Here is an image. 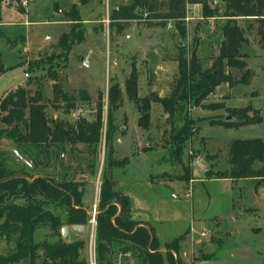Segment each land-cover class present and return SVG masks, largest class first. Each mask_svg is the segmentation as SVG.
Instances as JSON below:
<instances>
[{
	"label": "rangeland",
	"instance_id": "obj_1",
	"mask_svg": "<svg viewBox=\"0 0 264 264\" xmlns=\"http://www.w3.org/2000/svg\"><path fill=\"white\" fill-rule=\"evenodd\" d=\"M128 1L90 0L79 3L81 16L86 18L83 23L86 29L84 38L72 45L67 59L55 56L50 60L48 57L51 54L61 50L57 44L59 35L69 27V22L54 18L65 17L64 12L71 0H29L25 7L18 4V10H12L10 17L23 23L16 22L11 30L0 34V64L8 66L0 72V96L25 82L23 71L26 66L28 77L41 83L47 115L55 114L68 120L63 104L55 107L56 103H64V100L53 99V82L47 68L50 65L56 71L62 88L75 93L74 107L81 106L82 117L92 119L96 114L98 92L102 93L105 110L108 85L112 79H116L123 92L121 103L114 110L118 129L113 142L118 138L123 141L113 146V157L120 159L126 156L127 160L121 166L111 168L117 180L115 188L124 190L129 196L131 217L136 224L148 225L153 233L155 231L162 246L181 237L179 251H186L187 256L179 255V251L173 252L174 258H179L182 264H264V181L255 183L252 178L205 177L207 168L215 171L229 166L228 144L232 138H264V52L255 41L253 46L244 44L252 70L251 81L226 88L221 85L200 104L188 105L194 132L177 156L168 138L171 125L166 121L168 112L159 102H152L148 126L144 128L138 125L139 111L124 91V79L131 66L135 65L139 95L151 90H156L159 95L168 94L178 75L177 57L181 53L189 57L195 47L202 66L211 65L213 53H217L220 24L224 16L215 15L209 19L202 14L200 3L187 2L186 13L190 18L184 21L183 36L174 21L169 26L167 20L161 19L129 20L119 28L115 21L110 20V11ZM221 4L222 1L220 12ZM1 10L6 16L4 5ZM1 20L0 14V23ZM237 20L243 23V18ZM198 32L202 34L200 39L196 37ZM9 33L18 37L22 34L24 41L22 37L12 36L11 42H15L8 45L4 36ZM37 84L33 82L30 87L34 89ZM81 88L87 90L89 99L84 100L77 94ZM222 104L249 105L261 119L238 126L218 124L215 121L223 118L227 112ZM173 123L180 125L182 120L175 118ZM3 127L5 124L0 121V129ZM12 145L11 140L5 137L0 139V150L5 151L4 156L21 162L16 158ZM83 148V143L67 142L65 150L60 153L62 163L49 159L45 164L32 167V173L40 172L60 178L66 170L69 177L79 176L85 180L83 198L88 202L86 210L89 220L84 233L78 236L85 241L80 258L87 260L88 264H95L92 243L95 241L96 221L94 226L90 214L94 203L97 207L99 200L101 169L106 168L109 173L111 168L108 167V160L104 159L103 142L98 150L96 174L85 167V161L81 158L85 155ZM147 179L155 182V185L148 184ZM140 203L147 211L146 216L136 213V205ZM189 225L199 230L209 229L210 236L202 243L195 244ZM58 229L40 226L33 234L34 241L63 240ZM75 236L73 234L71 238ZM9 248L10 245L0 238V253ZM42 258L40 251V262ZM111 258L114 264H139L136 256L130 253L126 257L118 252L117 247L113 249Z\"/></svg>",
	"mask_w": 264,
	"mask_h": 264
},
{
	"label": "trees",
	"instance_id": "obj_2",
	"mask_svg": "<svg viewBox=\"0 0 264 264\" xmlns=\"http://www.w3.org/2000/svg\"><path fill=\"white\" fill-rule=\"evenodd\" d=\"M89 1L72 2L64 12L65 17L62 19L69 22V28L58 37L57 44L61 50L51 54L49 60L55 56L67 59L72 45L84 38L86 29L79 3ZM187 2L201 3L202 14L206 17L224 16L220 24L222 37L211 65L202 66L195 47L189 57L181 53L177 57L178 75L166 95H159L156 90L139 95L135 65L131 66L123 82L127 97L139 111L138 125L144 128L148 126L152 102H159L164 111L168 112L166 121L171 123L168 138L177 156L194 132L188 105L200 104L220 83H227L229 87L249 83L252 70L244 58V44L248 40L246 34L251 33L253 39L257 36L254 41L264 50V0H220L213 5L209 0H130L120 3L117 8L113 7L109 17L121 28L130 18L148 10L151 16L174 18V24L183 36L185 25L181 17L186 14ZM238 18H243L242 24ZM47 68L54 80L53 99L64 100V103H56L55 107L63 104V110L68 112L74 107L76 95L64 90L56 71L50 65ZM32 82L38 83L34 89L29 86ZM40 85L39 80L29 77L26 84L18 85L0 98V121L5 124L0 129V138L11 140L16 158L21 159V162H14L4 156L5 151L0 150V238L10 245L6 252L0 253V264H88L87 260L80 258L81 249L85 245L83 238L72 241L60 239L56 242H35L33 238L35 230L40 226L61 229L64 225H85L88 222L89 215L82 203L85 180L79 176L69 177L66 170L60 178L40 172L32 173V167L45 164L49 159L62 163L60 153L65 150L67 142L83 143L82 153L85 155L81 158L92 174L98 170V150L102 142L108 167L122 165L127 157H113V141L118 129L114 110L121 103L123 90L120 83L112 79L108 85L105 110L103 96L99 91L95 117H82L77 123H71L62 117L47 115ZM77 94L84 100L90 98L84 88L79 89ZM221 106L227 112L223 118L215 121L218 124L238 126L261 119L249 105ZM175 118L182 120V123H173ZM228 161L229 166L223 170L207 168L205 177H243L252 178L255 183L263 182L264 138H232L228 144ZM100 178L95 216V264H114L111 254L116 247L121 254L131 252L139 264H163L164 255L168 264H182L172 254V251H179L178 242L181 237L165 243L166 251L162 253L159 250L160 242L152 230L137 225L132 219L129 196L115 188V180L106 168L102 167ZM40 251L43 253L42 262L39 261Z\"/></svg>",
	"mask_w": 264,
	"mask_h": 264
},
{
	"label": "crops",
	"instance_id": "obj_3",
	"mask_svg": "<svg viewBox=\"0 0 264 264\" xmlns=\"http://www.w3.org/2000/svg\"><path fill=\"white\" fill-rule=\"evenodd\" d=\"M71 2H76V0H71ZM2 5H4L5 6V13H6V16H5V14L3 13V11L1 10V6ZM80 9V8H79ZM12 10H18V8H17V5L16 4H14V3H3V2H1L0 3V14H1V17H2V20H1V23H0V27H1V29H0V34H2V35H4V32L7 30H11L12 28H13V25L16 23V22H20V21H18V20H14L13 18H11L10 17V14H12ZM60 10H62V9H60ZM15 12V11H14ZM80 15H81V13H80ZM82 17V16H81ZM24 18H25V15H24ZM83 18V17H82ZM54 19H58V20H61V21H63L64 23H68V21L67 20H64V19H60V18H54ZM84 20H86V18H83V21ZM11 21H13V22H11ZM20 23H23V22H20ZM69 28V27H68ZM1 30H2V32H1ZM66 30H68V29H66ZM66 30H64V31H66ZM202 34L200 33V32H198V33H196V37L198 36V39H200L199 37L201 36ZM221 35V34H220ZM247 35V42L245 43L247 46H253V43H254V39H253V35L251 34V33H247L246 34ZM10 36V37H9ZM12 36H17L18 37V35H13L12 33H9V35L8 36H4L5 38H4V40L6 41V42H8V45H12V44H14V42H11V40L14 38V37H12ZM21 37H22V39H23V41H24V36H22V34L20 35V37H18V38H20L21 39ZM221 37L222 36H220V39H221ZM22 41V42H23ZM259 49H261L262 50V52H264V50L262 49V48H260L259 47ZM26 50V49H25ZM246 51L247 50H245L244 49V52H245V59H246V61H247V65H248V67H250L251 68V66H250V63H249V61H248V57H247V53H246ZM214 55L216 54V52H214L213 53ZM25 61V60H24ZM26 63V62H25ZM0 66L2 67L1 69H0V72L3 70V68L4 69H7V67L8 66H5V67H3V65H1L0 64ZM25 68H26V66H25ZM25 68H24V71H23V74H24V72L25 71H27V70H25ZM254 75V74H253ZM25 77H26V80H25V82L23 83V84H20V85H24V84H26V81H27V79L29 78L28 76H26V75H24ZM252 77L253 76H251V78H250V81H251V79H252ZM51 81L53 82L54 80L53 79H51ZM33 83V82H32ZM31 85V84H30ZM29 85V86H30ZM222 85V87H224V88H226V87H228V84L227 83H220L219 85H217L216 86V88L215 89H217L219 86H221ZM18 86V85H17ZM17 86H15V87H13V88H11V89H9V90H12V89H14V88H16ZM8 90V91H9ZM7 91V92H8ZM5 94V93H4ZM3 94V95H4ZM2 95V96H3ZM2 96H0V98L2 97ZM53 116H56L55 114L53 115ZM4 138V137H3ZM1 139V138H0ZM117 141L114 143L113 142V146L114 145H116V143H118V142H121L122 143V138L121 139H116ZM204 161V163H207L205 160H203ZM118 166H121V165H118ZM113 167H115V166H113ZM112 167V168H113ZM112 168H111V170H110V175L112 176V178L115 180V182L117 181L114 177H113V175H112ZM150 176V175H149ZM228 178H230V177H228ZM231 179V178H230ZM147 182H148V184H153V185H155V182H152L151 180H149V179H147ZM120 190H122V189H120ZM123 192H124V190H122ZM84 193H85V191H84ZM84 197V194L82 195V203L84 202L85 203V208H88V202L87 201H85V199L83 198ZM87 206V207H86ZM136 213L137 214H140V215H142V216H146L145 214V212H147L146 210H145V207H143V205H141V203H140V205L138 206V205H136ZM249 209V208H248ZM144 211V212H143ZM216 222H219L218 220L216 221ZM67 226H69V225H67ZM146 227H148L149 228V226L148 225H145ZM190 227H193L195 230H199V229H197L196 227H194V226H192V225H189ZM189 226H188V228H189ZM185 229H187V227L185 228ZM202 229V228H201ZM154 233H155V231H154ZM182 233V232H181ZM181 233H179V234H181ZM73 234H75V235H77V236H75L74 238L72 237L71 238V235H73ZM178 234V235H179ZM82 234H77V233H75V232H69V234H68V239L69 240H75V239H78L79 237L78 236H81ZM155 235H156V237H157V234L155 233ZM178 235H176V236H174L173 238H175V237H177ZM190 235H191V233H190ZM194 236V238H197L198 236L196 235V234H194L193 235ZM158 238V237H157ZM191 238H192V235H191ZM68 240V241H69ZM65 241H67V240H65ZM193 241V240H192ZM39 242V241H38ZM167 242V241H166ZM195 244H199V243H202V241H196V242H194ZM159 250L162 252V253H164L165 251H166V248H165V246H162V245H160V248H159ZM180 250H182L181 249V247H180ZM131 252H127V253H124V255H126V257L130 254ZM179 255H183V257H186L187 256V253H186V251H184V250H182V251H179ZM132 254V253H131ZM172 254H173V256L175 255L174 254V252L172 251ZM125 259H127V258H125ZM163 264H168V261H167V259H166V256L164 255L163 256ZM128 261H130V260H132V258H128L127 259Z\"/></svg>",
	"mask_w": 264,
	"mask_h": 264
},
{
	"label": "built area",
	"instance_id": "obj_4",
	"mask_svg": "<svg viewBox=\"0 0 264 264\" xmlns=\"http://www.w3.org/2000/svg\"><path fill=\"white\" fill-rule=\"evenodd\" d=\"M28 1L29 0H1V2H3V3H9L10 2V3H14L16 5L20 4L21 6H24V7L27 5ZM218 1L219 0H209V3L211 5H213V4L217 3ZM196 3H199V2H196ZM189 18L190 17L187 15V13L185 14L184 17H181V19H183L185 22ZM207 18L211 19V18H213V16H208ZM158 19L167 20V23L169 26L172 25V22L175 20L174 18L151 16L150 12L148 10H143L139 14V16L130 18L129 20H131V21H141V20L149 21V20H158ZM24 75L28 76L29 72L25 71ZM82 114H83V109L81 106L72 107L67 112L68 120L71 123H77L82 118V116H83ZM96 210H97L96 203H94L92 210H91V214H90L91 222L93 223L94 226H95V221H96L95 220ZM190 231H191L193 242H196V241L200 242V241L206 240L210 236V230L209 229L202 228L200 230H195L193 227H190ZM194 234H196L198 237L194 238V236H193ZM92 249H93V255H94V253H95V241L94 240L92 243Z\"/></svg>",
	"mask_w": 264,
	"mask_h": 264
},
{
	"label": "water",
	"instance_id": "obj_5",
	"mask_svg": "<svg viewBox=\"0 0 264 264\" xmlns=\"http://www.w3.org/2000/svg\"><path fill=\"white\" fill-rule=\"evenodd\" d=\"M181 44V41H180ZM87 62V60H85ZM251 114V112L249 111ZM85 230V225L84 224H72V225H64L61 227L60 232L63 240H68V234L69 232H75L77 234H83Z\"/></svg>",
	"mask_w": 264,
	"mask_h": 264
}]
</instances>
